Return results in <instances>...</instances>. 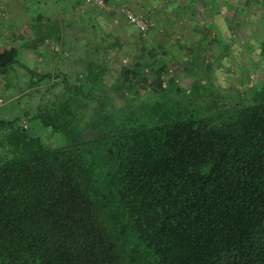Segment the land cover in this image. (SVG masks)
<instances>
[{
  "label": "trees",
  "instance_id": "obj_1",
  "mask_svg": "<svg viewBox=\"0 0 264 264\" xmlns=\"http://www.w3.org/2000/svg\"><path fill=\"white\" fill-rule=\"evenodd\" d=\"M43 107L0 117V264H264V97L220 123Z\"/></svg>",
  "mask_w": 264,
  "mask_h": 264
},
{
  "label": "rangeland",
  "instance_id": "obj_2",
  "mask_svg": "<svg viewBox=\"0 0 264 264\" xmlns=\"http://www.w3.org/2000/svg\"><path fill=\"white\" fill-rule=\"evenodd\" d=\"M172 1L160 0L157 6L150 2L145 9L155 10ZM245 1L237 0L239 4ZM104 12L111 22L106 31L115 34L102 39L101 30L94 27L92 47L86 51L96 63L93 69L85 62L74 63L69 70L62 66L61 73L57 71L54 77L63 85L60 94L59 87L52 85L50 73L38 79L42 74L37 65L29 67L30 75L36 77V87L28 89L18 80L21 72L15 70L18 64L14 65L3 75L8 86L0 81V97L4 99L0 117L16 119L20 125L28 122L30 130L38 132L40 127L30 116L41 104L48 108L53 101L60 104L67 100L75 111H81L83 127L91 123L96 112L122 125L139 126L149 119H188L201 114L212 115L220 123L231 119L237 107L263 99L264 19L252 23L250 15L246 17V11L237 8L233 22L228 23L233 26L230 32L218 27L213 35L194 37L190 33L189 39L183 36L169 42L168 52L164 47L158 52L145 40L139 41L141 34L135 25L123 18L116 23L105 8ZM183 28L187 26L178 22L171 30L180 34ZM126 34L131 38L124 39ZM42 136L51 143L61 140V134L51 127L44 128ZM4 151L0 146V153Z\"/></svg>",
  "mask_w": 264,
  "mask_h": 264
},
{
  "label": "crops",
  "instance_id": "obj_3",
  "mask_svg": "<svg viewBox=\"0 0 264 264\" xmlns=\"http://www.w3.org/2000/svg\"><path fill=\"white\" fill-rule=\"evenodd\" d=\"M129 2L135 9L142 10H147L145 7L150 2H154L156 6L161 4L160 0ZM237 8L246 11L245 16L250 15L252 23L264 19V0H246L244 4H239L237 0H223L220 3L215 0H173L154 10L158 20L156 27L145 37L141 38L139 35L138 39L145 40L149 47H154L158 52L162 47L168 52L169 42L183 36L187 38L190 33H193L194 37L213 35L217 33L218 27V30L223 27L224 32H230L234 10ZM0 9L8 11L6 17H0V50L12 45L20 48V64L15 70L22 73L17 75L18 80H22L28 89L36 87V84L32 83L36 77L30 75L29 67L37 65L40 74L50 73L53 76L52 85L59 87L61 94L63 85L54 77L57 71L61 73L62 66L64 70H69L70 65L74 63L85 62L92 69L96 65L92 56L86 52L92 47L94 27L97 30L99 27L102 39L104 35L109 39L115 34L106 31L111 22L104 8H94L84 0H0ZM178 22L187 26L180 34L171 30L176 28ZM163 29H166V32L162 31ZM227 29L229 30L226 31ZM184 30L187 32H183ZM130 38L128 34L124 36V39ZM3 75L0 74V81L6 84ZM42 78L44 76L38 79ZM3 101L0 97V102Z\"/></svg>",
  "mask_w": 264,
  "mask_h": 264
},
{
  "label": "built area",
  "instance_id": "obj_4",
  "mask_svg": "<svg viewBox=\"0 0 264 264\" xmlns=\"http://www.w3.org/2000/svg\"><path fill=\"white\" fill-rule=\"evenodd\" d=\"M89 6L104 7L112 16L113 21L118 23L123 18L128 23L135 25L141 36L148 35L151 29L157 25V17L154 10L135 9L129 0H84ZM168 2L170 0H164ZM8 11L0 9V17H6ZM27 125V122L25 123Z\"/></svg>",
  "mask_w": 264,
  "mask_h": 264
}]
</instances>
